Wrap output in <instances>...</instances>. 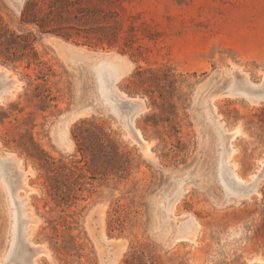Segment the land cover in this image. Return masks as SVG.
Masks as SVG:
<instances>
[{
    "label": "rangeland",
    "instance_id": "rangeland-1",
    "mask_svg": "<svg viewBox=\"0 0 264 264\" xmlns=\"http://www.w3.org/2000/svg\"><path fill=\"white\" fill-rule=\"evenodd\" d=\"M27 1L0 0L2 31L34 36L25 50L9 33L0 51L19 86L0 92V167L19 163L30 190L0 168V264L19 234L36 264H264V0H69V19L90 10L96 27L69 39L23 22ZM106 62L143 102L145 141L98 85ZM229 160L250 195L226 186Z\"/></svg>",
    "mask_w": 264,
    "mask_h": 264
},
{
    "label": "bare ground",
    "instance_id": "bare-ground-1",
    "mask_svg": "<svg viewBox=\"0 0 264 264\" xmlns=\"http://www.w3.org/2000/svg\"><path fill=\"white\" fill-rule=\"evenodd\" d=\"M100 57H103V56H99V58ZM97 74H98V79H99V82H100V84L98 83V85H100V88L102 89V91L104 92V95H105V93H106V96L109 94V96H113L112 98H113V100H114V97L116 98V99H118V100H120V101H123V100H125V101H127L128 102V104H129V108H130V111H128V115L127 116H129V119H130V127H131V129L130 130H134L135 131V136H138L141 140H143V141H145L144 140V138H143V136L141 135V133H140V131L138 130V129H136L135 127H134V121H135V117L140 113V112H142L143 111V102H141L140 100H138L137 98H135V97H132V96H129L126 92H124V91H122L118 86H117V80H118V77H119V75H120V73H122L123 72V67L122 66H120V65H118V64H114V63H112V62H106V63H103V64H100V65H98L97 66ZM103 75H105L106 76V80H104L103 79ZM238 76V75H237ZM243 75H241V77H242ZM16 77V76H15ZM15 77L13 78V79H9V74H8V69L7 68H0V92L1 93H6V92H10V93H13V88H17V87H19V86H17V82H16V80H15ZM246 80V79H245ZM18 81V80H17ZM236 82H237V80H236ZM242 82V81H241ZM17 83V84H16ZM235 83V82H234ZM243 83H245L244 81H243ZM240 85H241V83H240ZM242 86V85H241ZM233 87H234V85H233ZM236 87V86H235ZM251 87V86H250ZM253 87V86H252ZM256 88V87H255ZM19 89V88H18ZM243 90H247V87H243L242 88ZM102 91H101V94H102ZM104 95H102L103 97H104ZM105 96V97H106ZM104 97V98H105ZM138 97V96H137ZM110 98V100H111V97H108V99ZM257 98H259V97H257ZM107 99H104V101H106ZM143 100V99H142ZM107 101H109V100H107ZM120 101H119V103H120ZM110 103H111V101H109ZM113 103H114V105H116L118 102H115V101H112ZM109 103V104H110ZM214 104V103H213ZM119 105L121 106V103L120 104H117L116 106H118L119 107ZM111 106V105H110ZM214 106H215V104H214ZM112 107L114 108V106H113V104H112ZM111 108V107H110ZM117 108V107H116ZM115 108V109H116ZM146 109V108H145ZM117 110V109H116ZM119 110V109H118ZM117 110V111H118ZM122 110H124V109H122ZM112 111H113V109H112ZM121 111V110H120ZM209 111V110H208ZM216 111L217 110H215V112L214 111H212V113H213V115L212 116H215V113H216ZM210 113H211V111H210ZM115 114H117V112L115 113ZM122 114V113H121ZM126 115V114H125ZM118 116H119V114H118ZM213 118H215V117H213ZM76 119V118H75ZM121 119V118H120ZM213 120V119H212ZM215 121V120H214ZM216 122V121H215ZM126 123V122H125ZM219 127V126H218ZM219 129H220V127H219ZM217 132V131H216ZM134 133V132H133ZM224 133H226V132H224ZM237 132H233L231 135H230V138L229 137H227L226 135H225V137H227L228 138V142L226 143L227 144V148H226V150H227V158H231V156H232V154H233V146H232V144H231V142H232V139L233 138H235V134H236ZM217 135H218V133H217ZM218 137H220V136H218ZM135 138V137H134ZM226 138V139H227ZM220 141V140H219ZM222 141H223V139H222ZM145 143H148L147 141L145 142ZM144 143V144H145ZM224 145H225V143H224ZM148 146V145H147ZM146 146V147H147ZM224 149V148H223ZM225 150V151H226ZM223 154V153H222ZM7 158H9V157H7ZM10 159V158H9ZM2 160H4L3 162L5 163L6 161L8 162L9 160L7 159H3L2 158ZM6 160V161H5ZM11 160V159H10ZM225 161H226V159H225ZM1 163V162H0ZM8 166H12V168H14L13 170H15L16 169V175H15V177L9 172L10 170H11V168L9 169V171H8ZM222 166H224L223 168H225V171L224 172H220L221 173V176H222V178H223V180L224 181H226L228 184H226V186L230 189V190H232V191H234L235 193H237V194H241V195H250V192H252V191H255L257 188L253 185V184H251L250 186H247V184H244V183H242V182H240L241 180H239L241 177L238 175V173L236 172V165L231 161V160H229V162H228V165L227 164H225V165H222ZM3 168H4V177H3V179L6 177L8 180H6V179H4V180H6L7 182H9V184H10V188H11V191L12 192H15L16 190L17 191H19V190H23V191H25L26 192V194H28L29 193V189H28V183H27V181L25 180V175L27 174V172L25 171V170H23V168L22 167H20V165H19V163H16V164H13V163H11V161L8 163V164H3V166H2ZM2 167H0V168H2ZM222 168V169H223ZM1 170V169H0ZM1 173H2V170L0 171ZM232 172L234 173V174H232ZM0 175H3V174H0ZM233 175H235L236 176V178H235V176H233ZM238 177V178H237ZM6 181H4V182H6ZM3 182V181H2ZM6 182V183H7ZM255 182V181H254ZM5 184V183H4ZM7 185H8V183H7ZM7 187V186H6ZM8 187H9V185H8ZM32 189V188H31ZM10 191V192H11ZM8 192H9V190H8ZM7 192V193H8ZM11 192V193H12ZM24 192V193H25ZM228 193H230V191L228 192ZM13 194V193H12ZM180 194H181V190L178 192V194H177V198H179V196H180ZM9 195H10V193H9ZM9 195H8V197H9ZM16 195V194H15ZM17 197V196H16ZM11 198H12V196L10 195V198H8V199H10V201H12L13 200V203L11 202V205L14 207L15 206V208H16V211H14L15 212V215L13 216V217H15L16 219V222L17 223H19V224H22L23 222H21V219H22V213H21V209H22V205H21V201H19V199L17 200V199H15V197H14V199L12 198V200H11ZM176 198V199H177ZM175 202V201H174ZM174 202H173V204H174ZM23 203V202H22ZM24 208V207H23ZM13 211H11V212H13ZM14 212H13V214H14ZM23 216H24V213H23ZM25 218V217H24ZM23 218V219H24ZM12 220H14V218L12 219ZM25 220V219H24ZM28 220H26L25 222H27ZM16 222L14 221V225H16ZM24 222V223H25ZM23 223V224H24ZM187 224V226L186 227H184L185 229H187L189 232L188 233H190L189 235H184V239L186 238V239H189V240H194L195 239V236H196V233H197V229H198V223H193V222H186ZM27 226V225H26ZM184 226V225H183ZM13 228H15L14 226H12ZM21 228V227H20ZM24 228V227H23ZM16 229V228H15ZM184 229V230H185ZM12 230V229H11ZM18 231H20V230H18ZM23 231H26V230H24L23 229ZM12 232H14L13 230H12ZM11 232V233H12ZM19 233V232H18ZM22 233V232H21ZM25 234V233H24ZM13 235H14V233H13ZM15 236V235H14ZM18 237H19V240H20V246L18 247L19 249H18V251L17 252H14V250L12 249L13 247L11 246V248H9L10 249V251H11V249H12V251L10 252V254H8L9 252H7V254H8V256H7V259H6V261H5V259H4V261H5V264L7 263V262H19V263H22V264H36V259H35V256H36V254L38 253V251L36 252V250H37V248L32 244V247H30L28 244V242L27 243H25L24 241H23V237L25 238V236H20V234L18 235ZM22 237V238H21ZM178 237H180V236H178ZM13 238V237H12ZM11 238V239H12ZM18 240V241H19ZM12 242H13V240H11ZM15 242V241H14ZM18 244V245H19ZM40 247V246H39ZM38 247V248H39ZM44 247H45V250H46V246L44 245ZM44 249V248H43ZM39 250V249H38ZM48 251V250H47ZM46 251V252H47ZM49 252V251H48ZM6 257V256H5ZM28 257H30V261L28 262V260H27V258ZM26 258V259H25ZM38 262V261H37ZM4 264V263H3Z\"/></svg>",
    "mask_w": 264,
    "mask_h": 264
},
{
    "label": "trees",
    "instance_id": "trees-1",
    "mask_svg": "<svg viewBox=\"0 0 264 264\" xmlns=\"http://www.w3.org/2000/svg\"><path fill=\"white\" fill-rule=\"evenodd\" d=\"M39 4V0H28L25 4L22 13V21L26 23L37 24L40 31L51 32L57 35L64 36L65 38H71L74 33L81 34L82 32H88L95 30L96 27L88 25L85 22V18L94 17L95 13L90 10H84L78 8V13L69 19L71 2L69 0H51L47 3L45 8L36 10ZM42 12V14L40 13ZM73 20L81 21L82 23H74ZM1 18H0V51H2V45L4 43L3 36L10 33L13 39L20 38L24 43H20L23 49H28L33 43V32L30 31L26 34H16L13 31H2ZM13 46H7L5 49H11Z\"/></svg>",
    "mask_w": 264,
    "mask_h": 264
}]
</instances>
